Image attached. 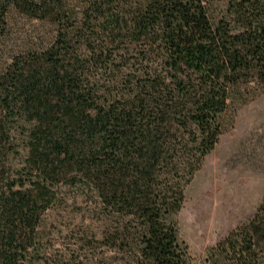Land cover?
Segmentation results:
<instances>
[{
  "label": "trees",
  "instance_id": "trees-1",
  "mask_svg": "<svg viewBox=\"0 0 264 264\" xmlns=\"http://www.w3.org/2000/svg\"><path fill=\"white\" fill-rule=\"evenodd\" d=\"M11 10L54 37L0 70V264H62L41 228L65 179L93 194L108 264H188L184 188L264 91V0H0V41ZM207 260L264 264V195Z\"/></svg>",
  "mask_w": 264,
  "mask_h": 264
},
{
  "label": "rangeland",
  "instance_id": "rangeland-1",
  "mask_svg": "<svg viewBox=\"0 0 264 264\" xmlns=\"http://www.w3.org/2000/svg\"><path fill=\"white\" fill-rule=\"evenodd\" d=\"M217 13L220 2H214ZM54 28L15 10L8 16V32L0 41V70L14 55L47 47ZM7 154L14 176L26 152L22 142ZM55 202L43 216L42 235L62 264H108L93 238L99 235L93 194L65 179L54 187ZM264 195V91L244 106L233 102L223 117V132L184 188L177 214L179 242L187 248L188 264H209L208 250L236 227L248 222Z\"/></svg>",
  "mask_w": 264,
  "mask_h": 264
}]
</instances>
